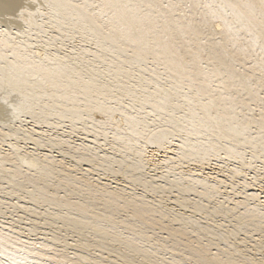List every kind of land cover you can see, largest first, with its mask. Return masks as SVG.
Wrapping results in <instances>:
<instances>
[{"label": "bare ground", "instance_id": "1", "mask_svg": "<svg viewBox=\"0 0 264 264\" xmlns=\"http://www.w3.org/2000/svg\"><path fill=\"white\" fill-rule=\"evenodd\" d=\"M0 264H264V0H0Z\"/></svg>", "mask_w": 264, "mask_h": 264}, {"label": "rangeland", "instance_id": "2", "mask_svg": "<svg viewBox=\"0 0 264 264\" xmlns=\"http://www.w3.org/2000/svg\"><path fill=\"white\" fill-rule=\"evenodd\" d=\"M3 261H5V259H2Z\"/></svg>", "mask_w": 264, "mask_h": 264}]
</instances>
